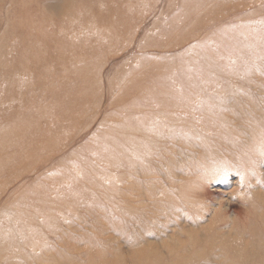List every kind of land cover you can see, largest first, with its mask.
<instances>
[{"label":"rangeland","instance_id":"1","mask_svg":"<svg viewBox=\"0 0 264 264\" xmlns=\"http://www.w3.org/2000/svg\"><path fill=\"white\" fill-rule=\"evenodd\" d=\"M60 2L0 0V264H228L264 240V47L226 48L264 40V0Z\"/></svg>","mask_w":264,"mask_h":264},{"label":"bare ground","instance_id":"2","mask_svg":"<svg viewBox=\"0 0 264 264\" xmlns=\"http://www.w3.org/2000/svg\"><path fill=\"white\" fill-rule=\"evenodd\" d=\"M192 2H193V0H191ZM248 1H252V0H248ZM59 2H60V0H53V1H49V0H43V3H44V5L47 7V8H50V9H56V8H58V7H60V5H59ZM196 2L198 3V5H200V4H202V0H196ZM61 3V2H60ZM210 6V5H209ZM7 9V8H6ZM110 12L111 11H109V10H107V11H105L104 13H102V15L104 14L106 17H107V19H111L112 18V15L113 14H111L110 15ZM203 12H205V11H201L200 13H203ZM102 15H101V17H102ZM118 17H117V16ZM206 16H209V13L207 12L206 13ZM113 18H114V20H118V22L120 21V23L118 24V25H121L122 24V22H123V20H124V18H120V16L118 15V14H114V16H113ZM112 18V19H113ZM124 23V22H123ZM261 26H263L264 27V24H260ZM258 27H259V25H256V26H253L252 27V31H251V33H252V35H254L255 33H256V35L255 36H253V37H258L260 34H259V31H258ZM251 30V29H250ZM48 36V35H47ZM90 36H92V35H90ZM221 36L223 37V41L224 42H226V44H228L229 43V41H233L234 39L232 38L233 36H234V31L233 30H229V31H225L223 34H221ZM261 36H264V34H261ZM94 37V36H93ZM246 40H244L245 42L244 43H242L241 45L239 44V45H233V46H226V48L229 50V51H234L235 53H236V56H237V59L239 60V62L240 63H242L244 60L246 61V63H248V61L250 62V61H252V62H250V64L253 66V65H255V64H257L255 61V63H253V60L254 59H252L251 58V56L249 55V54H251L252 55V53H250V51L252 50V49H261V48H263L264 47V40H261V41H254L253 39H251V38H245ZM94 40V39H93ZM93 40H92V42H93ZM237 44V43H236ZM231 45V44H230ZM81 46H83V44L81 45ZM254 52V51H253ZM253 54H255V53H253ZM5 58V57H4ZM31 58V60L32 61H34L36 64H38V65H40V63L38 62L39 61V59L37 58V57H30ZM264 59V58H263ZM260 62V61H259ZM258 62V63H259ZM206 64H207V62L205 63L204 62V65H205V67H206ZM248 66H250V65H248ZM204 66H203V68H205ZM250 68H251V66H250ZM197 69V68H196ZM205 69H207V68H205ZM246 69V68H245ZM211 69L210 68H208L207 70H206V72H209ZM216 70V69H215ZM247 70V69H246ZM28 71V70H27ZM212 72L214 71V69H212L211 70ZM251 73V72H250ZM141 74H143V73H141ZM161 74V73H160ZM140 75V74H139ZM162 75H163V73H162ZM157 76H160V75H157ZM157 76H155V77H157ZM164 76V75H163ZM140 77V76H139ZM57 78V77H56ZM134 78V77H133ZM152 78H153V76H152ZM167 77L165 76V77H158L157 78V80L156 79H151L150 81H148L147 82V84H149L150 85V82H151V84L153 83V85H157V86H160V83H162V89L160 90V92H164V88H163V86L166 88L167 87V85H168V87L169 86H171V88H172V93L175 91V88H174V85H172V82L171 81H173L171 78V81H168V79H166ZM62 79V78H61ZM139 79V80H138ZM136 78L135 80H136V84H140V85H142V83H144V82H140V78ZM134 79H132V81L130 82V84L131 85H134V81H135ZM155 80V81H154ZM154 81V82H153ZM118 82V79L117 78H115V80H114V83H117ZM135 84V85H136ZM198 84V83H197ZM131 88V87H130ZM160 89V88H159ZM60 90V89H59ZM68 91H69V89H67ZM203 91V90H202ZM70 93L71 94H73L75 97H77L78 96V93L77 92H75V91H72V90H70L69 91V95H70ZM174 94V93H173ZM162 95H164V94H162ZM68 94H66V96H65V98L66 99H68ZM144 98V97H143ZM58 104V103H57ZM245 128V127H244ZM247 130H249V133H250V138H249V140H248V142H250V144L251 143H255L256 144V146H254V145H251L250 147H254L255 149H257V148H264V114L263 113H261L260 111H258V112H256V114L254 115V120H253V122H252V125L249 127V129H247ZM134 132V131H133ZM226 132H228L227 130H226ZM130 133V132H129ZM56 134V133H55ZM134 136H136V135H133V138L135 139V138H137V137H134ZM139 136V135H138ZM142 136V135H141ZM145 136V135H144ZM126 137H128V136H126ZM130 137V136H129ZM128 137V139H130ZM140 137V136H139ZM146 137V136H145ZM157 137H158V135H157ZM144 138V137H143ZM122 139H124V137L122 138V137H119V140H120V142L122 141ZM141 139V138H140ZM140 139H138V140H140ZM144 139H146V138H144ZM117 140H118V138L117 139H113V138H108V140H106L105 142H102L103 144H106V146L109 144V145H111V144H115L116 142H117ZM137 140V141H138ZM237 140V139H236ZM131 141H133V140H131ZM237 141H239V140H237ZM21 145L23 144V143H20ZM102 144V145H103ZM228 144V143H227ZM9 145V148H12L13 147V144H8ZM38 145V144H37ZM240 145V144H239ZM6 146V145H5ZM131 146L133 147V149H135V144L134 143H131ZM113 147V146H112ZM241 147V146H240ZM248 148V149H251V148ZM100 148H101V146H100ZM105 148V147H104ZM131 148V147H130ZM245 148V147H244ZM6 149H7V146L6 147H4L3 149H2V147L0 148V155L1 154H3L4 152H6ZM18 149H21L20 147L18 148ZM236 149V148H235ZM103 150V149H102ZM244 150V149H243ZM245 150H247V148H245ZM258 150V149H257ZM264 150V149H263ZM134 151V150H133ZM236 152V151H235ZM238 152V151H237ZM252 153H256V152H253V150L251 151ZM260 152H261V150H260ZM264 152V151H263ZM138 153V152H137ZM233 153H234V151H233ZM232 153V154H233ZM131 154L133 155V156H136L137 154L136 153H132L131 152ZM236 154H238V153H236ZM247 155V154H246ZM263 155H264V153H263ZM235 156V155H234ZM248 156V155H247ZM253 156V155H252ZM145 157V156H144ZM235 159V158H234ZM253 161V160H252ZM131 162H132V159H131ZM236 162H237V160H236ZM240 162V161H239ZM244 162V161H243ZM243 162H241V163H243ZM246 164H247V162H246ZM245 164V165H246ZM248 164H250V163H248ZM20 165V164H19ZM239 165V164H238ZM249 166H251V164L249 165ZM253 167V166H252ZM202 179H204V178H202ZM190 183L191 182H189V186H191L190 185ZM201 186H203V185H201ZM190 188V187H189ZM194 190V187L193 188H191V190ZM194 192H197V191H195L194 190ZM191 194V193H190ZM201 194H203V193H201ZM196 195V194H195ZM204 195V194H203ZM198 196V195H197ZM186 197V196H185ZM200 198V197H199ZM190 200V199H189ZM188 200V201H189ZM253 203H255V202H253ZM264 203V202H263ZM256 204V203H255ZM220 236H222V235H220ZM218 238H220V237H218ZM239 240V239H238ZM239 241H241V240H239ZM208 242V243H207ZM206 242V244H205V246H212V245H215L213 242H210L209 240ZM220 242H221V244L224 242V240H220ZM217 243V242H216ZM247 243V244H246ZM220 245V244H219ZM228 246H222V247H219L220 248V252H221V259H223V260H225V262L226 263H228V264H264V240H263V237L262 238H260V237H256L255 238V240L254 241H248V242H242V243H240V242H238L237 244H227ZM206 250V249H205ZM195 255H196V253H194L193 255H191L190 257H191V259H196L195 258ZM188 259V258H187ZM191 259H189V260H191ZM208 259H209V257H208ZM217 259V258H216ZM182 261V260H181ZM183 262V261H182ZM185 262H187V261H185Z\"/></svg>","mask_w":264,"mask_h":264}]
</instances>
